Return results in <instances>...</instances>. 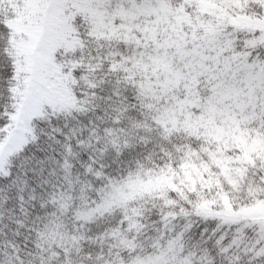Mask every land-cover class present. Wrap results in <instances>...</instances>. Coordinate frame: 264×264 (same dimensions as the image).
Returning a JSON list of instances; mask_svg holds the SVG:
<instances>
[{
    "label": "snow or ice",
    "instance_id": "6c2138e0",
    "mask_svg": "<svg viewBox=\"0 0 264 264\" xmlns=\"http://www.w3.org/2000/svg\"><path fill=\"white\" fill-rule=\"evenodd\" d=\"M0 264H264V0H0Z\"/></svg>",
    "mask_w": 264,
    "mask_h": 264
}]
</instances>
